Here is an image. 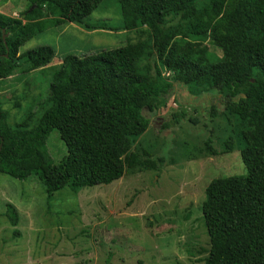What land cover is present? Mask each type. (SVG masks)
<instances>
[{"label": "trees", "instance_id": "1", "mask_svg": "<svg viewBox=\"0 0 264 264\" xmlns=\"http://www.w3.org/2000/svg\"><path fill=\"white\" fill-rule=\"evenodd\" d=\"M102 1L28 0L20 19L0 14V79L21 60L28 72L51 62L54 52L48 46L18 53L49 26L70 23L86 31H112L84 23ZM115 1L121 29L147 28L151 49L138 41L82 58L65 56L52 73L50 106L34 128L27 130L25 122L10 129L0 110V174L18 181L35 177L48 197L65 188L75 192L117 182L125 163L136 162L135 152L125 155L146 132L150 121L144 112L153 114L155 100L186 86H193L199 98L225 91L220 95L224 112L241 127L240 159L247 173L214 179L205 189V263L264 264V0ZM46 5L55 8L56 19L45 20ZM183 22L192 35L209 37L222 53L220 61H206L204 49L195 58L197 43L173 41L171 28ZM155 64L172 75L171 83L158 78ZM53 130L67 151L58 164L46 148Z\"/></svg>", "mask_w": 264, "mask_h": 264}, {"label": "rangeland", "instance_id": "2", "mask_svg": "<svg viewBox=\"0 0 264 264\" xmlns=\"http://www.w3.org/2000/svg\"><path fill=\"white\" fill-rule=\"evenodd\" d=\"M9 2L16 11L11 18L20 19L29 9L28 0ZM54 9L43 7L46 21L57 18ZM84 23L112 31L52 25L19 48L22 54L48 46L54 57L31 72L21 60L10 76L0 79V110L10 129L27 122L30 130L38 124L50 106L52 73L65 56L82 58L138 41L151 49L147 28L121 29L115 0H103ZM178 27L170 31L174 42L197 43L195 58L204 49L206 61L221 60L209 37L192 35L187 22ZM155 68L161 81L172 82L170 73ZM182 89L155 100L152 115L144 112L150 124L125 155L135 152L136 162L125 163L117 182L75 192L65 188L48 197L35 177L18 181L0 174V264H206L205 189L214 179L245 176L247 170L240 159L241 127L224 112L220 95L225 91L217 95L211 90L199 98L193 86ZM46 148L54 164L67 155L56 130L47 137Z\"/></svg>", "mask_w": 264, "mask_h": 264}, {"label": "crops", "instance_id": "3", "mask_svg": "<svg viewBox=\"0 0 264 264\" xmlns=\"http://www.w3.org/2000/svg\"><path fill=\"white\" fill-rule=\"evenodd\" d=\"M11 4L12 2H9V0H0V14L5 16H12V14L16 13Z\"/></svg>", "mask_w": 264, "mask_h": 264}, {"label": "water", "instance_id": "4", "mask_svg": "<svg viewBox=\"0 0 264 264\" xmlns=\"http://www.w3.org/2000/svg\"><path fill=\"white\" fill-rule=\"evenodd\" d=\"M5 37L6 35H5V32L3 31L2 39L5 40Z\"/></svg>", "mask_w": 264, "mask_h": 264}]
</instances>
